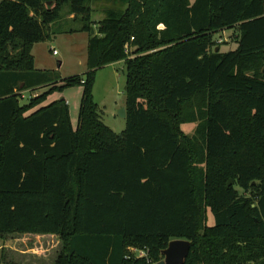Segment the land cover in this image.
Masks as SVG:
<instances>
[{"label": "trees", "instance_id": "obj_1", "mask_svg": "<svg viewBox=\"0 0 264 264\" xmlns=\"http://www.w3.org/2000/svg\"><path fill=\"white\" fill-rule=\"evenodd\" d=\"M101 1L119 8L95 24ZM67 5L91 36L88 71L62 79L33 49ZM226 30L237 48L217 51ZM121 62L117 134L94 86ZM76 86L75 129L66 100L46 103ZM15 234L57 237L55 264H156L173 240L192 243L184 264H264V0H0V237Z\"/></svg>", "mask_w": 264, "mask_h": 264}, {"label": "rangeland", "instance_id": "obj_2", "mask_svg": "<svg viewBox=\"0 0 264 264\" xmlns=\"http://www.w3.org/2000/svg\"><path fill=\"white\" fill-rule=\"evenodd\" d=\"M114 8H119V6L106 1L95 3L93 5V19L95 24H98L105 18L108 10ZM82 26V22L73 20L70 15V6L67 5L63 11L62 21L53 25V29L58 31V34L53 40L38 44L33 51V55L37 58V69L48 71L57 70L62 79L84 75L88 71L87 48L91 35L86 32L77 31ZM71 30L76 31L74 33H65ZM59 31H62L63 33L59 34ZM233 36V30H226L216 34L215 39L219 44L218 49L222 52L236 49L237 44L235 43ZM126 84L127 71L123 62L104 67L97 72L94 86L95 101L99 105L102 121L117 134H122L127 127L126 119L121 118L119 115L120 111L126 107ZM47 90L48 89H41L32 94L37 96ZM32 94H26V100H28V96ZM82 94L83 86L71 87L62 93H55L52 95L47 100L46 105L54 101L62 99L66 100L70 107L73 127L76 129L78 126ZM183 129L186 134H193L195 132V125L186 124L183 126ZM208 225H215V218L210 211ZM13 237L15 238H12V235L7 236L5 239L0 237V248L3 247L5 242H13V244H16L15 247L18 246L21 248V245L25 244L23 246H29L28 248L33 249L37 248L40 251L38 253H42L37 254L38 256H31L28 260V264H55L54 262L62 249V244H60V240L57 237L38 241H32L28 237L19 234H15ZM9 246L10 244L3 249L4 259L6 261L11 260L12 258H18L11 253L12 248H9ZM47 249L49 251L44 254L42 251ZM18 259L21 261V258ZM24 260L26 261L25 258ZM0 264H5L1 249Z\"/></svg>", "mask_w": 264, "mask_h": 264}, {"label": "water", "instance_id": "obj_3", "mask_svg": "<svg viewBox=\"0 0 264 264\" xmlns=\"http://www.w3.org/2000/svg\"><path fill=\"white\" fill-rule=\"evenodd\" d=\"M94 33V30H92ZM219 49H217L218 51ZM120 117L127 118V110L123 108L120 113ZM233 181L230 180L229 185H232ZM192 248V243L187 240H173L170 242L167 249L163 251L164 259L156 264H184L188 258Z\"/></svg>", "mask_w": 264, "mask_h": 264}, {"label": "crops", "instance_id": "obj_4", "mask_svg": "<svg viewBox=\"0 0 264 264\" xmlns=\"http://www.w3.org/2000/svg\"><path fill=\"white\" fill-rule=\"evenodd\" d=\"M89 42V41H88ZM38 45V44H37ZM37 45H35L34 46V49H33V51L35 50V48H36V46ZM34 53V52H33ZM35 57V67H36V69H37V58H36V56H34ZM117 64H119V63H117ZM61 65H62V63H61ZM114 65H116V64H114ZM55 71H57V70H55ZM19 235H21V234H19ZM14 235H12V238H15V237H13ZM21 236H25V235H21ZM8 244H10V246H9V248H12V251H11V253L13 254V255H15L16 257H18V258H21V261L17 258V259H11V260H9V261H6L5 259H4V251H3V249L5 248V246L7 247L8 246ZM15 245L16 244H13V242H5L4 243V245H3V247H1L0 249H1V251H2V254H3V261L5 262V264L6 263H8V264H28V260H29V258L31 257V256H38L37 254H42V253H38V252H40L37 248L35 249H33V248H28L29 246H23V245H25V244H22L21 246V248H19L18 246H16L15 247ZM25 247H27V248H25ZM49 250L47 249V250H43L42 252L44 253V254H46L47 252H48ZM17 255H20V256H17ZM22 256V257H21ZM24 258L26 259V261L24 260ZM55 262H56V260H55ZM54 262V263H55Z\"/></svg>", "mask_w": 264, "mask_h": 264}, {"label": "built area", "instance_id": "obj_5", "mask_svg": "<svg viewBox=\"0 0 264 264\" xmlns=\"http://www.w3.org/2000/svg\"><path fill=\"white\" fill-rule=\"evenodd\" d=\"M55 54H56V52H55ZM131 253H133L135 255V257H137V258L147 257V255H148V251H146V250L131 249Z\"/></svg>", "mask_w": 264, "mask_h": 264}]
</instances>
